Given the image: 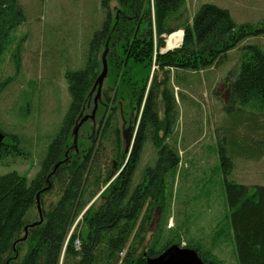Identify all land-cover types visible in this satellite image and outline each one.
I'll use <instances>...</instances> for the list:
<instances>
[{
	"label": "trees",
	"instance_id": "1",
	"mask_svg": "<svg viewBox=\"0 0 264 264\" xmlns=\"http://www.w3.org/2000/svg\"><path fill=\"white\" fill-rule=\"evenodd\" d=\"M109 1L101 5L104 23L92 33L84 66L64 72L67 109L37 160L36 172L32 177L16 171L0 175V264H146L168 246H180L175 235L164 234L163 221L150 240L145 239L154 210L164 203L165 185L173 183L181 164L176 99L187 98L174 88L189 85L186 72L216 67L239 43L264 35V21L237 26L225 9L212 4L200 5L188 17L185 0H114L120 10L115 19ZM25 22L17 0H0V63L15 43L13 73L0 80V93L20 73L25 36L15 42L13 34ZM181 31L180 45L160 53L166 36ZM106 40L108 92L126 112H133L135 133L126 156L110 114L99 140L92 145L81 141L77 148L84 156L77 158L69 148L72 128L101 72ZM222 82L228 89L225 109L236 116L248 112L242 122L248 135L218 141L223 218L213 241L230 243L234 264H264V185L228 179L230 150L253 161L264 155V122L256 120L264 118V48L239 47ZM1 133L0 164L8 157L28 156L17 135ZM145 144L153 156L141 164ZM36 202L41 222L24 234L23 228L38 220ZM183 247L193 249L205 263L222 264L195 244Z\"/></svg>",
	"mask_w": 264,
	"mask_h": 264
},
{
	"label": "rangeland",
	"instance_id": "2",
	"mask_svg": "<svg viewBox=\"0 0 264 264\" xmlns=\"http://www.w3.org/2000/svg\"><path fill=\"white\" fill-rule=\"evenodd\" d=\"M17 1L26 22L15 30L14 40L16 42L22 36L25 39L20 48V73L0 93V132L17 135L28 156L8 157L0 164V175L16 171L32 177L37 170L38 158L67 109L64 72L84 66L92 33L100 30L104 23L105 13L101 9L104 0ZM202 4L225 9L237 26H256L264 21V0H185V14L191 17ZM116 5L114 0H110L109 10L115 11ZM167 38L160 53L166 50ZM14 45L0 63V80L13 73L11 54ZM244 45L264 48V35L242 41L228 52L225 62L216 67L197 74L186 72L189 85L174 88L175 93L187 98L182 102L176 99L179 118L175 131L180 141L181 164L173 183L165 185L164 203L154 210L145 238L148 242L163 221L164 234L175 235L181 247L186 243L195 244L200 250L213 253L222 264H234V255L230 243L213 241L215 228L223 218L218 141L230 136L248 135L242 127L248 112L245 110L236 116L225 109L228 89L222 80L236 62L238 48ZM107 88L109 82L105 78L101 90ZM107 96L111 97V91ZM119 104L120 101L113 100L108 105L115 107L113 115L118 130L121 125L119 110L121 116L128 113L121 104L119 108ZM256 120L264 122L263 117ZM83 126V132L88 134L90 123ZM229 130L232 132L227 133ZM237 152H228L233 154V167L228 179L243 185H264V155L253 161L235 155ZM152 156L153 149L146 146L141 164ZM168 223L170 227H167Z\"/></svg>",
	"mask_w": 264,
	"mask_h": 264
},
{
	"label": "flooded vegetation",
	"instance_id": "3",
	"mask_svg": "<svg viewBox=\"0 0 264 264\" xmlns=\"http://www.w3.org/2000/svg\"><path fill=\"white\" fill-rule=\"evenodd\" d=\"M115 3H116V1H115ZM116 6H118V4ZM111 11L113 12V17L115 19H117L118 14H120V10L116 9L115 11L114 10H111ZM107 44H108V41L106 40V43L103 46V50L105 49L104 60H105V55L107 54ZM100 60H101V58H100ZM105 68H106V63H105ZM101 69H102V67L100 68V71H101ZM99 74H100V72H99ZM99 74L97 75V77L93 81L91 88L89 90V93L87 94V100H86L85 104L81 106L79 113L77 114V116L75 118L74 125L72 128V132H73L74 127L79 124V126L76 129V134L74 136V139L72 136L73 146L71 145V148L74 151V156L76 155L77 158H78V156H79V158H82L84 156V153L80 154V152H83V149L81 148L80 150H78V148H77L78 145L81 147V144H82L81 141L83 142V140H85L88 143V145H92L94 142L99 140L100 132L103 128L105 120L109 117L110 114L112 115L114 110H115V107H112V106L109 107L111 102H113V99H112L113 93H111V97H109V96H107L109 88H107L105 90H101L102 81L105 79L106 73H105V76L102 78V80H100V82H98V83H96V85H94ZM93 92H95L94 96L92 95ZM101 99H102V101H101ZM120 104H119V108H120ZM118 115L120 117L121 125H120V130H118V128L116 127V129H117L116 131H117V134L119 137L120 144L122 145V151H123V141L121 138V133L128 126H130L132 129H135V126L132 125L133 112H128L126 116H124V114H122V116H121V112L119 110ZM82 118H85V120L81 122ZM116 122L117 121L115 118L114 124H116ZM85 123H90V128H89L88 134H85L83 132V128H84L83 125ZM65 157H67L66 154H65ZM70 159H71V157L70 158L67 157V158H65V161L66 160L70 161ZM58 166H59V164L54 166L51 174L54 173V171L58 168ZM44 190H46V188Z\"/></svg>",
	"mask_w": 264,
	"mask_h": 264
},
{
	"label": "water",
	"instance_id": "4",
	"mask_svg": "<svg viewBox=\"0 0 264 264\" xmlns=\"http://www.w3.org/2000/svg\"><path fill=\"white\" fill-rule=\"evenodd\" d=\"M181 39H182V31H181ZM177 47L178 46H176L175 48H177ZM175 48H173V49H175ZM169 50H171V49H166L163 52H166ZM104 54H105V52H103V54L101 55L102 70H101L98 78L96 79L94 85H96V83L100 82V80H102V78L105 76V73H106ZM84 120H85V118H82L81 122ZM78 126H79V124L77 126H75L73 129V132H72L73 139H74V136L76 134V129ZM134 133H135V129H132L130 126L125 128L121 133V138L123 141V153L126 156L129 153ZM3 137H4L3 134L0 132V142L3 139ZM35 208H36L38 220H37V222H32V223L28 224L27 226H25L23 228L24 234L26 233L27 228H32L41 222L40 208H39V205L37 202H36ZM24 237H25V235L23 236L22 240L24 239ZM146 264H208V263L201 261V259L197 256V253L193 249L181 247V246H178L176 244H172V245L168 246L167 248H165L163 251H161L157 256H155L153 258H147Z\"/></svg>",
	"mask_w": 264,
	"mask_h": 264
},
{
	"label": "bare ground",
	"instance_id": "5",
	"mask_svg": "<svg viewBox=\"0 0 264 264\" xmlns=\"http://www.w3.org/2000/svg\"><path fill=\"white\" fill-rule=\"evenodd\" d=\"M180 41H181V33L176 32V33L171 34L167 38V47H166V49L175 48L176 46L179 45Z\"/></svg>",
	"mask_w": 264,
	"mask_h": 264
},
{
	"label": "built area",
	"instance_id": "6",
	"mask_svg": "<svg viewBox=\"0 0 264 264\" xmlns=\"http://www.w3.org/2000/svg\"><path fill=\"white\" fill-rule=\"evenodd\" d=\"M170 226H171V224H170V223H168V224H167V227H170ZM76 246H77V244H75V247H76Z\"/></svg>",
	"mask_w": 264,
	"mask_h": 264
}]
</instances>
